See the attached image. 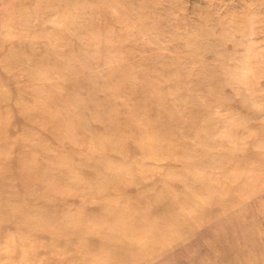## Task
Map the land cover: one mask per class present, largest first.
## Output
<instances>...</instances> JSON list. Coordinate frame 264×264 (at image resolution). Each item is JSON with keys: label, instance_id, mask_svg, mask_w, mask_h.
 I'll list each match as a JSON object with an SVG mask.
<instances>
[{"label": "rangeland", "instance_id": "1", "mask_svg": "<svg viewBox=\"0 0 264 264\" xmlns=\"http://www.w3.org/2000/svg\"><path fill=\"white\" fill-rule=\"evenodd\" d=\"M0 264H264V0H0Z\"/></svg>", "mask_w": 264, "mask_h": 264}, {"label": "bare ground", "instance_id": "2", "mask_svg": "<svg viewBox=\"0 0 264 264\" xmlns=\"http://www.w3.org/2000/svg\"><path fill=\"white\" fill-rule=\"evenodd\" d=\"M159 229H160V227H156V228L150 227L149 229H145V231H142L138 234H127L126 232H124V233L116 232L110 236V240H108V241H110L111 243L114 244V243L118 242L119 240H125L126 243L129 242L128 248L130 247L131 249H135V248L141 247L144 249L147 244L144 245L143 237L146 234H147L146 236L149 237L148 244H152L154 242H160L161 243L165 240V238L163 237L164 236L163 231H161L162 229H160V230ZM126 248H127V246L114 247V250L112 251L113 256L118 257L120 255H126V253H125Z\"/></svg>", "mask_w": 264, "mask_h": 264}]
</instances>
